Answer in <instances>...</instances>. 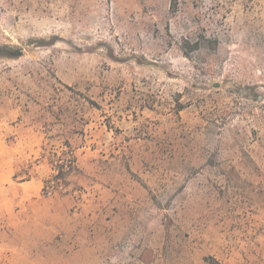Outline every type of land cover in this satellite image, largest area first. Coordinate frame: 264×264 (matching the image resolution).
Segmentation results:
<instances>
[{"label":"rangeland","instance_id":"rangeland-1","mask_svg":"<svg viewBox=\"0 0 264 264\" xmlns=\"http://www.w3.org/2000/svg\"><path fill=\"white\" fill-rule=\"evenodd\" d=\"M169 5L0 0L8 249L264 264V0Z\"/></svg>","mask_w":264,"mask_h":264},{"label":"crops","instance_id":"crops-1","mask_svg":"<svg viewBox=\"0 0 264 264\" xmlns=\"http://www.w3.org/2000/svg\"><path fill=\"white\" fill-rule=\"evenodd\" d=\"M23 183V182H22ZM36 189H43L42 182L39 184L35 183ZM0 215V222L1 220ZM3 215L4 218L10 219L11 214ZM30 218V217H29ZM29 218H26L28 220ZM23 221H25L23 219ZM36 222V219H34ZM7 224L11 222L0 223V264H74L76 259L82 257L83 253H92V250L89 247L78 248V247H63L57 243L51 244H36L34 246H17L15 249H8L7 240L8 238L4 237L3 234H9L16 231V226H14V231L8 227ZM16 225V224H15ZM6 226V227H4ZM10 250L7 253V250ZM46 253H51L47 255ZM8 255V256H7ZM53 256V258H48ZM18 257L17 259H14ZM37 257V258H36Z\"/></svg>","mask_w":264,"mask_h":264},{"label":"trees","instance_id":"trees-1","mask_svg":"<svg viewBox=\"0 0 264 264\" xmlns=\"http://www.w3.org/2000/svg\"><path fill=\"white\" fill-rule=\"evenodd\" d=\"M170 9L172 11H174L177 7V0H170ZM197 44V43H194ZM192 48V47H190ZM57 166V172L54 175V178L58 180V182H60V180H63V178H65L73 169H76V167L74 165H72L71 161H67L64 162L62 160L59 159V161L56 163ZM43 189H45V187H43ZM206 260H210V264H223L221 262H219L217 259H215L214 257H207Z\"/></svg>","mask_w":264,"mask_h":264}]
</instances>
